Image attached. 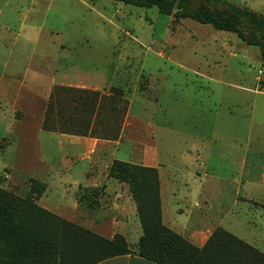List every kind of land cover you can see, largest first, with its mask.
Segmentation results:
<instances>
[{
  "label": "rangeland",
  "instance_id": "obj_1",
  "mask_svg": "<svg viewBox=\"0 0 264 264\" xmlns=\"http://www.w3.org/2000/svg\"><path fill=\"white\" fill-rule=\"evenodd\" d=\"M201 3L225 11L229 10L228 3H232L250 9L264 18V0L193 1V5ZM0 9V63H5L8 54H4V49L12 46L20 31L26 33L27 38L23 34L18 35L17 47L20 49L11 62H17L21 73L25 72L26 60L30 59L33 49L39 55L43 50L56 51L61 45H77L82 52L85 51L86 57L82 64L87 71L100 67L114 83L110 93L106 94L113 96L112 103L103 106L100 118L95 117L91 102L85 98L73 97L77 93L75 90L80 88L62 86L70 90L72 99L63 94L59 96L61 86L54 88L50 99L23 92L16 116L23 121L21 134L26 140L33 139V129L36 130L39 126L45 131L78 135H82L77 132L83 129L95 134L117 133L118 139L122 128L128 124L126 132L131 139H144L151 143L155 136L152 129H149V124H152L150 121L159 119L174 122L181 133H172L167 139L157 138L155 142L161 157L185 162L189 169L184 174L189 175L193 168L191 164L197 162L194 161L195 149L201 148L207 154L213 173L221 178L210 183L217 194L213 197V209L221 211L227 207L241 210L245 221L239 233L243 239L264 252V207L245 203L242 208H238L240 205L234 204L235 193L240 188L233 178H237L238 173L240 175V168L230 161L232 152L236 150L221 144L232 142L234 137L243 141L246 155L250 159L254 157V145L258 141L256 137L260 134L264 145V109L253 112L248 107L242 109L235 106L231 111L226 102H218L219 96L223 94L238 96L243 93L233 86L223 85L224 81H237L242 83V87L250 89L264 86V57L258 45L249 44L236 33L215 29L211 24H203L190 18L178 19L173 13L165 14L157 6L141 7L122 0H0ZM27 11L31 13L25 20ZM38 28L42 32L39 40L36 37ZM242 29L247 36L251 35V23L247 20L243 22ZM259 37L264 41V33L260 32ZM22 48L25 52L20 55ZM260 70L263 71L262 74ZM31 75L33 72L29 70L28 76ZM205 76L213 77L214 80L207 84ZM259 100L264 105V96H260ZM23 104L28 105V108H23ZM145 108L158 116L144 118L137 115L136 111L144 112ZM209 108L212 110L211 114ZM6 110L9 111L10 106ZM175 111H180L184 116L172 117ZM210 120L213 121V126L216 123L218 127L216 137L207 138V141L194 139L192 132L196 129H202L200 133L210 136V130H205V122L207 121L208 126ZM260 121L263 124L260 125ZM25 126H28V130ZM9 137L0 126V176L4 177L1 186L20 198H31L44 207L37 200L43 192L34 193L41 184L28 178L34 176L28 166H14L15 159L1 151L2 143L10 140ZM14 146L17 148L16 152L21 150L18 139H15ZM26 146L22 151H29ZM126 152L128 147L122 146L120 157L125 158ZM250 162L248 160L246 163V171L252 168ZM9 164L14 167L8 168ZM126 183L131 193L130 184ZM257 189L253 190L256 202L264 204V185L261 184ZM102 191L101 187L91 189L90 192L83 190L80 201L85 203L84 208L73 219L50 211L61 219L108 238L105 236L109 233L108 229L97 232L87 227L94 216L91 208L110 202V198L104 196ZM50 193L54 200L59 199L54 191ZM84 216L87 219H83ZM102 216L104 219L106 215ZM12 217L19 221L18 212H13ZM121 217L117 227L127 233L128 237L125 233L121 234L125 236L130 248L137 250L143 234L138 211L136 214L126 213L125 219ZM247 217L255 223H250Z\"/></svg>",
  "mask_w": 264,
  "mask_h": 264
},
{
  "label": "crops",
  "instance_id": "obj_2",
  "mask_svg": "<svg viewBox=\"0 0 264 264\" xmlns=\"http://www.w3.org/2000/svg\"><path fill=\"white\" fill-rule=\"evenodd\" d=\"M29 13L31 11L25 13V20L29 18ZM21 27L23 28V25ZM24 29H22L23 32ZM20 34L23 33L19 31L18 35ZM41 34L40 28H38L36 33L38 40ZM23 35L27 38L26 33ZM17 37L10 48L6 47L4 49V54L8 55L5 63H0L2 65L0 67V121L2 122L0 126H2L5 134L10 135V140L2 143L1 147L4 150L1 148V151L3 154L11 155L10 157L15 159L14 166L19 164L28 166V170L34 174V176L28 178L38 180L46 185V190L37 198L40 204L68 219H73L77 214H81V208H84L85 203L80 201L82 191L90 192L91 189L101 187L103 189L102 194L109 197L110 202L107 205L97 206L98 208H91L90 211L94 212V216L87 227L97 232L104 228L108 229V235L104 234L108 238L114 237L117 232L125 233L128 237L127 233L122 232L123 229L117 227V225L120 216L125 219L126 213H137L136 202L127 189L129 185L126 182L109 176V168L115 160L127 161L154 167L158 170L161 183L163 222L171 229L182 234L190 242L202 247L217 228H224L246 241L239 233L245 221L241 210L227 207L221 211L213 209V197L217 194L211 188L210 183L214 180H221V178L213 173L207 154L201 148H196L194 161L197 162L191 164L193 165L191 173L185 175L184 172L189 169L185 162L164 159L157 151L158 149L155 146L157 138L159 140L167 139L169 135L172 136V133H181L174 122L159 119L150 121L152 124H149V129H152L155 136L151 143L144 139L141 141L131 139L126 132L128 124L122 128V133L118 139L78 135L69 132L45 131L39 126L36 130L33 129V139L26 140L21 134L23 121L16 116L21 105L18 102L21 100L23 92L38 94L41 98L50 99L56 86H69L107 94L110 93L111 87H114V83L101 71L100 67L96 66L87 71L82 64L86 57L85 51L82 52L77 45H61L56 48V51L43 50L39 55H37L39 52L33 49L30 53V59L26 60V70L21 73L17 62H11V59L16 58L15 53L20 49V47H17L19 39ZM24 52L23 50L20 55H23ZM26 53L28 54V50ZM29 70H32L33 75L28 76ZM204 78L208 81L207 84L214 80L213 77L207 78L205 76ZM224 84L233 86L236 90L243 92L238 96L231 94L219 96L218 102H221V104L226 102L229 110L232 111L235 106L242 109L248 107L253 112L264 109L262 102L261 104L259 102L260 96H264V86L258 89H250L242 87V83L237 81H224ZM244 93L254 94V96ZM135 99L136 93L133 97L134 101ZM8 106H10L9 111L6 110ZM23 108H28V105L23 104ZM209 109L211 114L212 110ZM136 113L144 118L158 116L154 113L151 114L146 108L144 112L136 111ZM27 115L28 112H26ZM177 115L184 116L180 111H175L172 117ZM251 118L253 119V116ZM205 123V130H210V136L207 137L200 133L202 129H196L192 132L194 139L207 141V138L216 137L218 133L216 123L215 126H213L211 120L208 121V126L207 121ZM259 124L263 123L260 121ZM29 127L32 128L33 126L29 123ZM25 129L28 130V126H25ZM12 132L16 135L14 136ZM15 139H18L21 143V150L18 152H16L17 148L14 146ZM256 139L258 140L254 145L256 152L251 159L244 151L243 141L236 140L233 137L232 142L221 143L226 148L236 150V152H232L230 161L240 168V175L238 173L237 178H233V181L237 182L240 188L234 196V204L236 206L240 205L238 208H242L245 203H255V207H264V204L256 202L257 198L253 195V190L257 191L261 184L264 185V150H262L264 145L262 144L261 134ZM125 145L128 147V152L125 153L126 157L122 158L119 152L121 147ZM24 146L29 149L28 152L24 151ZM248 160H251L252 168L246 171ZM9 165L8 168L14 167L11 164ZM52 191L57 194L59 199L54 200L51 197L50 192ZM102 215H106L104 219H102ZM83 219H87V217L84 216ZM247 220L250 223H255L250 218ZM97 264L158 263L136 253H131L115 256Z\"/></svg>",
  "mask_w": 264,
  "mask_h": 264
},
{
  "label": "trees",
  "instance_id": "obj_3",
  "mask_svg": "<svg viewBox=\"0 0 264 264\" xmlns=\"http://www.w3.org/2000/svg\"><path fill=\"white\" fill-rule=\"evenodd\" d=\"M122 1L141 7L157 6L161 12L173 13L178 19L190 18L203 24H211L218 30L236 33L249 44L258 45L264 57V41L259 37L260 32L264 33V18L250 9L228 3V11L216 10L205 3L193 5L194 0ZM245 20L251 23L250 36L242 29ZM69 91L61 86L59 96L63 94L72 99ZM75 91L77 93L73 97L85 98L91 102L96 118L101 117L105 104L112 103V95L99 91L88 92L85 89ZM77 133L102 135L107 139L118 137L117 133L95 134L88 129ZM109 176L130 184L143 229L137 250L130 248L121 233L113 238H106L61 219L31 198L18 197L1 186L4 177L0 176V264H97L131 253L158 264H264V252L224 228L215 229L207 242L198 247L165 225L162 217L161 183L156 168L115 160L109 168ZM34 181L41 184L34 193L46 190L44 183ZM13 212H18L19 221L13 219Z\"/></svg>",
  "mask_w": 264,
  "mask_h": 264
},
{
  "label": "built area",
  "instance_id": "obj_4",
  "mask_svg": "<svg viewBox=\"0 0 264 264\" xmlns=\"http://www.w3.org/2000/svg\"><path fill=\"white\" fill-rule=\"evenodd\" d=\"M260 73L262 74V73H263V71H262V70H260Z\"/></svg>",
  "mask_w": 264,
  "mask_h": 264
}]
</instances>
